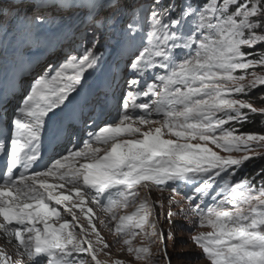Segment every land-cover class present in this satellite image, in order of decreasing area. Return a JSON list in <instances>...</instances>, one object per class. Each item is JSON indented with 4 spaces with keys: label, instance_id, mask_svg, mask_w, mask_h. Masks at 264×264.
<instances>
[{
    "label": "snow or ice",
    "instance_id": "6c2138e0",
    "mask_svg": "<svg viewBox=\"0 0 264 264\" xmlns=\"http://www.w3.org/2000/svg\"><path fill=\"white\" fill-rule=\"evenodd\" d=\"M77 7L87 8L85 26L76 29L77 47L58 65L48 64L11 115L0 99V233L14 239L17 256L29 264H108L98 254L109 245L93 223V210L83 207L90 198L115 221L116 242L130 255L144 264H171L165 234L150 219L163 203L139 191L164 186L187 189V207L179 213L171 207L180 201L169 199V224L174 215L191 211L194 228L210 229L191 236L208 264H264V181L257 187L248 178L236 179V170L264 147V134L225 127L247 123L249 114L264 115L237 98L264 86V75L255 71L247 79L249 69L264 68V51H243L264 43V0H170L166 6L161 0H0L7 25H0V36L20 45L38 42L45 33L71 29L64 9ZM101 18L108 27L125 22L123 54L131 78L124 80L116 118L94 123L82 146L73 144L38 170L48 121L104 62L95 26ZM241 151L243 156L230 155ZM65 185L70 189L59 191ZM129 207L131 213L117 215ZM73 209L84 214L87 228ZM93 234L95 241L89 239ZM138 235L145 243L134 247ZM167 238L174 241L171 230ZM157 243L163 247L154 255ZM0 264L22 260L0 248Z\"/></svg>",
    "mask_w": 264,
    "mask_h": 264
},
{
    "label": "rangeland",
    "instance_id": "374dc122",
    "mask_svg": "<svg viewBox=\"0 0 264 264\" xmlns=\"http://www.w3.org/2000/svg\"><path fill=\"white\" fill-rule=\"evenodd\" d=\"M162 1L163 0H161V2ZM4 2H6V0H4ZM147 2H149V0H145V3ZM241 2H243V0H241ZM80 3L86 4L87 0H80ZM64 11L68 14L70 20L73 22V26L71 27V29L65 27L53 33H45L40 41L30 44H24L27 45L29 48L35 47L50 51L51 54H53V57L51 58L49 64L53 65H58L60 62H62L65 53H68L77 47L76 41L80 39L81 33L77 32L76 29H82L85 26L82 22L87 19L86 7H77L75 10L66 8L64 9ZM0 25H3L5 27L7 26L2 17H0ZM139 25L143 29V31L141 32V36H143L147 30L146 18L140 19ZM95 26L100 30L97 35L99 36L102 45L100 51L104 53V62L98 71L92 73L91 76L87 78V81L85 83L86 85H89L92 80L98 79L99 75L104 73L108 74L112 72L119 63V59L115 60L116 54H118V52L124 53L125 47V45L122 43L123 33L121 31V29L125 26V22L123 20H121L119 24H116L113 27H108L103 18H101L99 23H97ZM17 46L22 47L23 45L18 44L12 38L4 39L2 38V36H0V63H2V66H4L3 64L7 65L6 61L13 62V57H17L19 55L21 50L16 51L15 48H17ZM13 49H15V52H13ZM243 51H256L257 53L262 52L264 51V43L258 44L255 49L244 48ZM253 58H258V56ZM47 66L48 65H46L42 73H40L41 75H43L44 71L47 69ZM253 71H255L257 75H264V68L258 66L254 69L248 70L247 79H251V73ZM236 74L240 75L243 73L238 71ZM126 78H131L129 77V69L127 68V66L125 68L123 80H125ZM90 85H92V82ZM263 89L264 86H258L255 90H252L248 95H240L237 96V98H242L250 101L253 106L258 110L264 109V94L262 93ZM244 111L247 112L248 110ZM251 115L258 116V122L256 126L257 128H255L253 131L239 132L264 134V115L260 113L249 114L247 123H230L228 125H225V127L239 129L241 128V125H249L250 119L254 118ZM208 146L211 147L213 151H216L222 156L229 155V153L224 152L219 148H216L214 145L210 144ZM230 155H232L233 157H240L244 155V152H232L230 153ZM250 155L252 156V158L245 161V163L239 169L236 170V179L239 180L241 178H246L245 174L247 172H253L252 175L253 177H255V179H253L252 182L255 186L259 187L261 181L258 180L264 177V175H257L258 173L264 172H259L260 168L258 167L259 162L262 161V163H264V147L256 148L254 152ZM254 180L257 182L255 183ZM49 182L58 183L54 179H49ZM59 191L63 190L59 189ZM139 191L141 197L147 195L152 201H160L163 203V208H161L159 204L155 206L154 214L150 219L156 222L157 229L162 230L165 234L164 243L167 246V252L171 259V264H208V261L202 258L201 250L195 244L192 243L191 236L200 231L207 232L210 229L198 227L194 228L189 223V218L193 216V213L191 211L188 212L187 217L183 215H174L172 217L171 224H169L167 219V212L169 211V199H175L176 201H180L179 204H175L171 207V211L174 213H179L181 207H187V202L184 199V194L187 192V189H182L178 192H173L170 188L161 186V189L153 188L150 192H146L143 188H141ZM73 199H75V196H73ZM83 207L85 209L91 208L93 210V213L95 214V217L93 218V223L96 229L98 230L103 242L109 245L108 248L103 249V251L98 254V258L100 260L108 261V264H112L113 261H119L120 264H144V261L137 260L132 255H130L126 250L127 246L123 245L122 242H116L119 238L112 231L115 226V221H112L110 217L107 216V214H105L98 206L92 204L89 200ZM60 211L62 215H65L69 221L72 220L71 216H68L63 213L62 207ZM73 211L76 212L79 218V223L85 228H87V219L85 218L84 214L81 213L78 209H73ZM132 211V207L120 209L117 210V215H126L131 213ZM101 220L105 221L106 226L100 223ZM169 230H171V232L173 233L174 241L172 239L167 238ZM76 231L78 233L79 229H77ZM1 234L2 233H0V248H2L7 254L11 255L13 259H21L22 264H29L27 258H21L17 256V245L14 242V239L10 241L8 238L4 237L3 234ZM77 238H79V236ZM89 239L95 241V235L93 234L89 237ZM144 243L145 241L140 235H138L135 239L132 240V245L134 247L143 246ZM85 247H87V245H85ZM161 247L163 246L159 243L153 244L151 246L152 253L155 255L158 249ZM105 252L108 253V255H104ZM87 259L90 260V257H88Z\"/></svg>",
    "mask_w": 264,
    "mask_h": 264
},
{
    "label": "trees",
    "instance_id": "16d2710c",
    "mask_svg": "<svg viewBox=\"0 0 264 264\" xmlns=\"http://www.w3.org/2000/svg\"><path fill=\"white\" fill-rule=\"evenodd\" d=\"M169 2H170V0H163L162 1V4L166 6ZM262 93L264 94V89H263V92ZM251 116L254 117V118L250 119L249 125H247V124L241 125V128L238 129L239 131H242V132L243 131L244 132H246V131H253L255 128H257L256 126H257V122H258V116L257 115H251ZM258 167L260 168L259 169V172L264 171V163H262V161L259 162ZM252 174H253V172H247L245 174V176H246V178H248L250 180H253L254 177H253ZM258 181H264V177L262 179L260 178ZM254 182L256 183L257 181L254 180Z\"/></svg>",
    "mask_w": 264,
    "mask_h": 264
},
{
    "label": "bare ground",
    "instance_id": "6f19581e",
    "mask_svg": "<svg viewBox=\"0 0 264 264\" xmlns=\"http://www.w3.org/2000/svg\"><path fill=\"white\" fill-rule=\"evenodd\" d=\"M80 162V161H79ZM49 179H53V178H49ZM56 181V180H55ZM56 182H58L59 183V181H56ZM53 183V182H52ZM65 187L66 188H64V189H62L63 191H67V189H70V187H71V185L70 186H68V185H65ZM89 201H90V198H89ZM97 206V205H96ZM58 207V209L60 210L61 209V206H57ZM2 235V234H1Z\"/></svg>",
    "mask_w": 264,
    "mask_h": 264
}]
</instances>
